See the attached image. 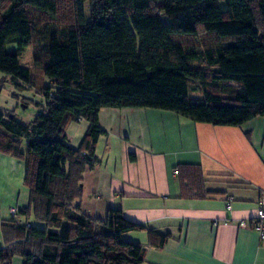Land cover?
Wrapping results in <instances>:
<instances>
[{"label": "trees", "instance_id": "trees-1", "mask_svg": "<svg viewBox=\"0 0 264 264\" xmlns=\"http://www.w3.org/2000/svg\"><path fill=\"white\" fill-rule=\"evenodd\" d=\"M28 47L32 69L19 64ZM0 73L42 97L29 124L0 111V152L24 162L30 191L28 206L1 223L0 264L16 255L24 264H141L145 247L123 234L147 231L163 248L170 233L119 208L105 219L81 208L83 172L98 164L105 135L99 111L157 109L229 127L264 117V0H0ZM191 91L204 102H191ZM79 120L88 129L73 149L66 128ZM176 169L182 196L216 194L198 166Z\"/></svg>", "mask_w": 264, "mask_h": 264}, {"label": "crops", "instance_id": "crops-1", "mask_svg": "<svg viewBox=\"0 0 264 264\" xmlns=\"http://www.w3.org/2000/svg\"><path fill=\"white\" fill-rule=\"evenodd\" d=\"M99 125L105 135L95 144L98 164L83 172L81 208L92 219L119 208L132 222L170 233L163 248L149 244L147 231L123 234L145 247L141 264H264V241L240 225L251 223L264 195V117L229 127L164 110L101 108ZM87 129L85 120L71 122L68 145L77 149ZM181 164L198 166L206 189L216 194L182 196L180 173L175 174ZM24 176V162L0 152V248L7 245L1 223L29 204ZM12 264L24 260L16 255Z\"/></svg>", "mask_w": 264, "mask_h": 264}, {"label": "rangeland", "instance_id": "rangeland-1", "mask_svg": "<svg viewBox=\"0 0 264 264\" xmlns=\"http://www.w3.org/2000/svg\"><path fill=\"white\" fill-rule=\"evenodd\" d=\"M85 12L88 16L90 13L89 2L85 3ZM210 37H204L202 41H209ZM8 49H14L15 45H8ZM19 64L22 67H33V51L32 47H28L25 52L19 57ZM35 71V70H34ZM4 77L0 73V111L11 112L15 114L16 118L24 124H28L32 121L34 116L41 111V107L37 104L42 101V97L35 91L30 89L15 88L13 82L10 80H1ZM19 97L18 100L13 95ZM189 100L193 103H202L205 100L204 94L201 91H191L189 94Z\"/></svg>", "mask_w": 264, "mask_h": 264}, {"label": "built area", "instance_id": "built-area-1", "mask_svg": "<svg viewBox=\"0 0 264 264\" xmlns=\"http://www.w3.org/2000/svg\"><path fill=\"white\" fill-rule=\"evenodd\" d=\"M175 174L177 172L175 171ZM226 209L231 210V199L228 200L226 204ZM13 212L12 214H14ZM240 225L242 227H251L258 235L260 241H264V195H262L258 200V206L256 209L255 216L252 218L250 224L245 221H241Z\"/></svg>", "mask_w": 264, "mask_h": 264}]
</instances>
